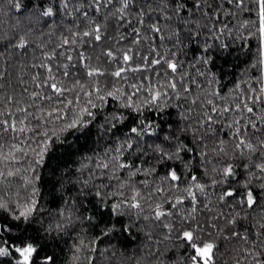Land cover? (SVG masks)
<instances>
[{
	"label": "snow or ice",
	"instance_id": "6c2138e0",
	"mask_svg": "<svg viewBox=\"0 0 264 264\" xmlns=\"http://www.w3.org/2000/svg\"><path fill=\"white\" fill-rule=\"evenodd\" d=\"M98 258L264 264V0H0V264Z\"/></svg>",
	"mask_w": 264,
	"mask_h": 264
},
{
	"label": "trees",
	"instance_id": "16d2710c",
	"mask_svg": "<svg viewBox=\"0 0 264 264\" xmlns=\"http://www.w3.org/2000/svg\"><path fill=\"white\" fill-rule=\"evenodd\" d=\"M253 49H255V41L252 42ZM249 62V59L247 57L241 56L236 62V66L231 70V74H235V78H239V74L241 71V68H243L247 63ZM125 247L132 249L136 247L135 242H125L124 244ZM100 259V258H98ZM100 264H116V261L114 258L111 260H105V259H100Z\"/></svg>",
	"mask_w": 264,
	"mask_h": 264
}]
</instances>
